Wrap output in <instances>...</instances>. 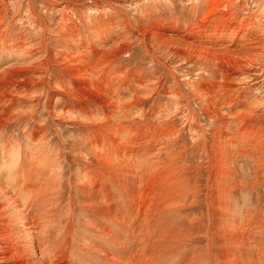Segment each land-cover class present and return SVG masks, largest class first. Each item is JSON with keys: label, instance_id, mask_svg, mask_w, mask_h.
Masks as SVG:
<instances>
[{"label": "bare ground", "instance_id": "1", "mask_svg": "<svg viewBox=\"0 0 264 264\" xmlns=\"http://www.w3.org/2000/svg\"><path fill=\"white\" fill-rule=\"evenodd\" d=\"M42 1L47 4L51 0ZM27 3L36 16L32 1L29 0ZM232 3V0H213V8L208 9L207 21L210 23L209 18L216 15L215 21H218V26L212 30H204L205 26H203L204 29L201 27L203 31L201 29L185 30L183 37L186 41L179 40L181 43H187L189 40H191L190 43L195 40H206V42L209 40L211 42L202 45V42L197 41L202 43L198 46L204 47L194 53H191L187 46L186 48L183 46V50L186 58L191 54L196 55L202 61L219 67L218 74L222 77L220 83L215 84L214 82L211 85L212 83L208 84L205 81L199 87L201 89V103L206 104L205 109L202 107L204 113L210 119L217 117L221 121L222 118H225L224 113H221L225 104L220 102L221 109L218 105L220 99L223 103H228L232 107V111L234 106L238 107L239 100L235 101L232 97L234 94L226 98L225 92H232L234 89L236 90V87L238 88V84L236 86V83L230 79H234L238 72L244 73L252 70L257 58L264 52V34L256 38L255 34L252 33L253 30L257 31L264 28V24H262L264 16H261L260 12L250 13L251 15L238 20L240 16L237 18V15L245 5L234 7L235 4L231 6ZM64 4L59 5L62 6V10L67 9ZM11 6L12 4L8 0H0V264H264V204L256 218L248 214L243 217L236 215L237 208L235 210L234 203L230 199L233 196H228L230 197L229 200L225 196L226 189L227 192H230L234 188L233 186L232 188H225L227 185L226 178L231 176L233 171L230 170L229 173L226 166V161L230 160L231 157H228V153L224 152L222 139L225 138L222 135L224 131L218 129L216 134L213 132V144H210L212 145L211 150H213L211 157L208 143L210 130L201 124L200 116L192 109V103L195 99L188 97L178 85L176 92L172 93L178 102H185L182 103L185 105L184 108L189 111L187 118L194 120L192 128L200 136L202 145L198 144L202 154L208 157L209 161L205 159L209 162L210 168L206 194L198 185L202 184L204 180L192 187L187 179L190 175L187 178L184 177V175L190 174V167L187 165L190 157L187 158L184 153L178 152L179 149L177 150L178 147H176L178 146V138L175 139L176 142L173 138L174 131L170 130L172 126L169 129L168 126L160 125L161 123L158 124L160 126H156V123V125L147 127L146 125L150 122L144 121L145 125L142 127L136 125L137 120L142 121L146 117L145 115H148L149 110L148 112L145 111V105L149 103L152 96V93L148 94L151 83L145 86L141 83L143 79L135 76H125L122 78V83H117L113 79V71L107 67L103 68V63L106 60L102 62L103 58L99 59L101 61L100 66H96V59H93V63L89 64V58L86 57L88 53L86 54V52H94L95 42L89 45L85 42L83 47L80 46L79 43L81 42L77 38L79 31H77L75 23L72 22L71 14L69 17L68 13L64 15L66 19L64 18L63 21L71 29V37H68L67 44L68 48L72 50V54L69 55L68 53V55L74 58L72 62L75 63V67H69V62L67 65L70 70V76L69 73L68 76L74 80L71 81L72 87L69 96L75 106L64 107L61 110L62 113L59 114L55 107L49 109L47 100L49 91L46 88V81L50 72L48 75V73H43V70L48 71L49 69L50 50L45 46V39H42V43L40 42L41 47L37 48V44L32 43L33 41L29 39L28 34H18V36L14 34L13 30H15L17 22L16 19H10ZM235 8L240 12H237L236 18L233 17L234 19L231 20L232 9ZM258 10H264V0L260 1ZM64 11H62L63 14ZM76 17L74 16V18ZM126 23L129 27L130 21L127 20ZM251 28L253 29L252 32H248ZM140 32L141 45L145 52L151 53L153 49L162 51L164 47H170L173 49L172 53L175 52L174 45L178 44L177 37H179V29L175 25L163 27L152 24L148 29ZM99 36L101 39L98 37V40L100 39L101 42L107 39L112 40L105 37L102 32ZM237 36H239L238 40L235 39ZM243 37L244 39H242ZM64 44L66 45V43ZM236 48L242 49L237 50V52L234 51ZM82 49L85 50L83 55L80 54ZM42 50L44 54L39 61L36 58V56H40L37 51L42 52ZM97 50L99 49H95L96 52ZM249 51H251L250 54H253L248 55L247 52L249 53ZM51 53L53 56L52 51ZM60 54L58 53V55ZM97 54L95 55L98 56ZM95 55L93 54V57ZM151 56L152 61L157 60L159 64L164 65L173 78L179 81L177 74L165 65L166 63L164 64L159 57H155L156 55L152 54ZM93 57L91 56V58ZM214 65L212 66L214 67ZM258 67L259 76L256 77H260L264 81V59ZM133 82L140 83L138 90L134 87L136 85H133ZM262 84L263 90H261L264 91V82ZM121 89L125 90L126 94L127 91L130 93V99L126 98L127 100H125L123 98L125 93ZM245 93L247 92L245 91ZM36 94L39 95L36 96ZM161 95L164 94L160 93L159 98ZM204 95L208 98L206 102L203 99ZM33 96H36V102L40 101L42 97L44 98L43 107L56 127L59 128V124L69 123L77 124L74 127L83 126L85 130H88L85 134L82 133L81 140L83 139V141L79 143L86 148L85 153L91 154L90 157H93L94 162L96 161L97 171L95 165H84L81 169L80 166L76 165L78 169H75V174L70 180L69 203L64 202L63 197L64 184L67 182L66 177L71 171L72 162L70 163V157L65 155V151L62 154L58 149L53 151L55 147H52V142L46 141L48 132L42 134L33 130L29 133V129H27L26 136L29 141L26 145L22 141L15 140L14 136H10V132H8L12 126L17 125L22 120H31L37 116L38 104L32 106L31 103L32 107L24 105L27 101H31ZM216 96H219L217 100L215 99ZM244 108L246 109V107ZM75 111L78 115L69 120V113ZM135 112L139 113L133 117ZM157 113H159L158 109L153 114ZM96 115L102 116L101 119L98 117L99 121ZM175 115H178V111ZM258 115L257 118L260 116ZM121 117L126 118V121L127 119L131 121L120 122L118 119ZM81 118L87 120L83 121L84 119ZM153 118V120L159 119L156 115ZM162 118H164L163 115ZM242 119L244 122V118L241 117ZM29 122L27 126L30 125L31 122ZM169 122L166 121V123ZM225 123H227L226 119ZM260 127L258 130H261ZM250 129L252 128L250 127ZM257 131L256 133H258ZM251 132L253 133V131ZM225 136L229 135L226 134ZM237 137H241L240 133L239 136L236 135ZM254 138L258 139L257 136ZM256 139L255 144L258 142ZM45 141L46 143H44ZM166 141H169L167 146L165 145ZM236 146L238 147V145ZM253 146L258 148V145ZM235 147L234 149H236ZM236 151L238 152V150ZM244 151L246 152V150ZM224 153L228 155L227 160ZM188 155L191 154L188 153ZM202 196L204 201L201 210V205H196L203 200ZM234 201L236 200L234 199ZM258 229L262 230L263 233L257 234ZM197 239H204L205 244L199 247L194 245L195 248H189Z\"/></svg>", "mask_w": 264, "mask_h": 264}, {"label": "rangeland", "instance_id": "2", "mask_svg": "<svg viewBox=\"0 0 264 264\" xmlns=\"http://www.w3.org/2000/svg\"><path fill=\"white\" fill-rule=\"evenodd\" d=\"M8 1L10 4H12V6H11L12 13L10 15V19H16V22H17L16 28H15V30H13L14 34L16 36H18V34L19 35L28 34L29 39L31 41H33L32 43L37 44V46H38L37 48L41 47L42 39H45V42H46L45 46L47 48H49V50H50V54H49V56H50L49 61L50 62H48L49 69H48V71L43 70V73H48V75L50 72V76H48L47 81H46V88L49 91V97L47 99L49 109H54V107H55V109L57 110V113L59 114V113H62L61 110L64 107H67V106L70 107V105L75 106V104H73L74 103L73 100L70 99V96H69L70 95V89L72 87L71 81H74V80L71 77H69L70 76V70L68 69V65H67L70 63L72 65L69 64V67L70 66L71 67L73 66L72 68L75 67V63L72 62L74 60V58L69 56L72 54V50L70 48H68V44H67L69 41V38L71 37V34H70L71 29L67 25V23L65 21H63L64 18L66 19V16H64V15H66L68 13L69 17L72 16L71 19H72L73 24L75 23L74 25L77 26V31H79V32L81 31L80 33L77 32V38L81 42V43H79L80 46L83 47L85 42L88 45L95 42V46L93 48L94 52L93 53L91 51L86 52V54L88 53L86 57L89 58V60H88L89 64L93 63V61H94L93 59H96L95 60V64L97 63L96 66H100L101 61L104 62L106 60V62L103 63L104 65L102 64L103 68L107 67L109 70L113 71V75H114L113 79H115L117 81V83L118 82L122 83V78L125 76H128V77H132V76L134 77L135 76L136 78H141V79H143L141 83L145 84V86L150 85L149 83H151L150 91L151 90L152 91L148 92V94L152 93V96L149 100L150 104L147 103L145 105V111L148 112V110H149L148 115H145L146 117L142 121L137 120L136 125L139 127H142V125H145L144 122H148V123L150 122V124L146 125L147 127L149 125H156V123H157L156 126H160V125H163L164 127L168 126L169 129L171 128L170 126H172V128L170 130L172 132L174 131L173 132V138H174V140L175 139L177 140V138H178V140H177L178 142L175 140L178 143L177 144L178 146H176V147H178L177 150L179 149L178 152L180 151V152L184 153V156L185 157L187 156V158H188V156L190 158H192L191 160L189 158V160L187 162V165L191 168V169L189 168L190 174H186V175H184V177L186 176V178H187L190 175L189 176L190 179L189 178H187V179L189 180L190 185L192 187L197 186L198 183H200L204 180L202 183L203 185L201 183L198 185L201 186L202 191L204 192V194H206V192H207L206 188L208 186L209 171H210L209 162H208L209 160L207 159L208 157L202 154L201 147L199 146V144H201L200 143V136H199V133H197V131L192 128V125H193L192 123L194 122V120L192 118H187V114L189 113V111H187V109L184 108L185 105L183 103H185V102L184 101L178 102L174 98V95L172 93H175L177 87L180 86L183 90L182 92H184L188 97H192L193 99H195V101L192 103V109L200 116L201 124L205 125V127L210 130V131L208 130L209 134H210L208 137V139H209L208 143H209V148H210V152H211L210 153L211 157L213 156V152H212L213 150H211L212 145H210V144H213L212 143L213 142L212 136L214 135L213 132L217 133L218 129L219 130L221 129V131L223 130L225 132V133L222 132L223 134L221 133L225 137V138H222L223 144L225 145V146L223 145V148H224V152H227L229 156L227 155V153H224V155H225V158L227 156L231 157L230 160L229 159L227 160L228 157L226 158V160H227L226 166L228 167L229 173H230V170L235 172L234 174L232 172V175L227 176V178H226V180H227L226 183L229 187L227 185H225V188H232V186L234 188L230 192H227V189H226V193H227V194L225 193V196H227L226 199L230 198V197H228L230 195L233 196L230 199L234 203L233 206L235 207V210H236V208H237V210H239L238 212L236 210V215L239 217H243V216L248 214V215H252L253 218H256L259 215L260 211L262 210L261 207H263V204H264V146H263L264 145V133H263L264 132V114H263V112H264V107H263L264 106V93L263 92L264 91H262L263 90L262 89V85H263L262 82H264V81H262V79L260 77H256V76L257 75L259 76V74H258L259 73V71H258L259 67L258 66H259V64L262 63V60L264 59V54H263L264 52H262L261 55L258 57L259 59L257 58L256 63H255L252 70L250 69V71H245L244 73L238 72L237 73L238 77H237V74H235L236 76H234V79H230V80H232V82L236 83V86L238 84L239 89L236 87V90L234 89L232 92H225V94H227L226 98H229V96L231 97V95L234 94L232 97L235 99V101L239 100V102L240 101H242V102H240L241 105L238 102V107L234 106L233 111H232V107H230V105H228V103L227 104L223 103L220 99V101L218 102L219 107L220 108L222 107L220 102L223 105L225 104L222 107L223 109L221 108L223 111L224 107H225V110L223 112L221 111L222 114L224 113L223 115L225 118H222L224 121L223 120L221 121V119L219 120V118H217V117L214 119L213 118L210 119V117H208L206 115V113H204L202 107L205 109L204 106L206 104L204 105L201 103V100H200V94H201L200 90L201 89L199 87L200 85L204 84L205 81L208 84L212 83L211 85H213L214 82H215V84H217V83L219 84L221 79H222V77H220V75L218 74L219 73V67L215 66L212 63H209V64H211V65H209L207 61H204V60L202 61L201 59L197 58L196 55L191 54L190 56H187L188 58H186L184 56V50H183V46L185 48L187 46V48H189L188 50L191 51V53L192 52L194 53L197 50H200V49L202 50V48L204 47V46H198V45H201L202 43H203L202 45H205L206 43H211V42H209V40H207V42H206V40H204V41L203 40H197V41L202 42L201 44H200V42H197L196 40L194 42L192 41L193 43H190L191 40L187 41V43H185V42L181 43V41L179 42V40L186 41L184 39L185 37H183L185 30H188V29L200 30L201 29V31H203L201 28L203 26L206 27V28L203 27V29L205 28L204 30H212L218 26V21L217 22L215 21L216 15L211 16L212 17V18L210 17L211 19L209 18V20L211 21L210 23H208V21H207L208 9L213 8L212 7L213 0H98L100 2H98L97 0H95L94 2H93V0H85V1L84 0H66V1L61 0L62 2L60 0H51L47 4L45 2H43L42 0H31L32 3L34 4L33 6L35 7L34 13L37 14L36 16H35V14H33L32 10L28 7L29 5L27 2H29V0H8ZM260 1L261 0H236V1L232 0L233 3L231 4V6L234 4H235L234 7L241 6L242 4L245 6L241 11L242 13L240 11H238L237 8H235L236 10L232 9L231 20L236 18L235 14L237 12H240L239 15H237V18L240 16L238 20H242L246 16H249L252 13L256 14L257 12L258 13L260 12L261 16L262 15L264 16V12H263L264 10L263 11L258 10L259 5H260ZM59 3L60 4L67 3V4H64L67 6V7L64 6L67 9H64L65 11L62 10V8H61L62 6L60 7ZM62 11H64L65 13L63 14ZM88 11H89V13H88ZM43 14H44V16H43ZM62 14H63V16H62ZM70 14H71V16H70ZM94 14H95V16H94ZM74 16L75 17L77 16L79 18L76 17L77 18L76 19V18H74ZM44 17H45V19L47 18L46 21H45ZM59 18H60V20H59ZM73 18L76 20H74ZM88 18H89V21H88ZM90 18L91 19L93 18V19L91 20ZM127 20L130 21L129 27L126 23ZM45 22H46V24H45ZM78 24H80V25H78ZM152 24H157V25H160L163 27L175 25L179 29V37H177L178 38V41H177L178 44L174 45V51L175 52L172 53L173 49L172 48L170 49V47H164L165 50L162 49V51H158V50L156 51L155 49H153L152 50L153 52H151V53L154 56L156 55L155 57H159L164 64L166 63L165 65L169 66V68H171L177 74L178 80L180 82L176 81L173 78V76L166 70L164 65L159 64V62L157 60L152 61V59H151L152 54L145 52L144 47L141 45L142 44V42H141L142 37H141V35H139L141 33L140 31L148 29L149 26H151ZM262 24H264V20L262 21ZM106 27H107V29H106ZM252 30L253 29L251 28V29H249L248 32H252ZM44 31L46 32L45 35H44ZM100 32L104 33L105 37L111 38L112 40L109 41V39H107L104 42H101L100 41L101 37L99 36ZM252 33H253V35L255 34V37L257 38V37L264 34V28L262 30L258 29L257 31L253 30ZM94 34H95V36H94ZM236 34H237V32H236ZM112 36H115V37H112ZM98 37L100 38L99 40H98ZM238 37L239 36L235 37V39L238 40ZM244 37L242 39H244ZM67 39H68V41H67ZM116 42L118 45L115 44ZM64 43H66V45ZM123 43H124V45H123ZM120 44H122V45H120ZM150 44H151V46H153L152 43H150ZM188 44H189V46H188ZM65 46H67V47H65ZM61 48H63V50H61ZM97 48L100 51L97 50V52H96L95 49H97ZM168 49L170 52L167 51ZM240 49H242V48H236V50H234V51H237V50L240 51ZM51 51L53 52V56H52ZM84 51L85 50L82 49L80 54L83 55L82 53H85ZM37 52L40 54V56H36V58L39 60V59H41V57L43 56L44 53H43V50H42V52H40V51H37ZM58 53L59 54L61 53V54L58 55ZM68 53H69V55H68ZM250 53H251V51H249V53L247 52L248 55L253 54V53L252 54H250ZM62 54L63 55L65 54V56L67 55L66 57L64 56L65 59H64ZM93 54L94 55L97 54L98 56L95 55L93 57ZM91 56L93 58H91ZM109 56H111V57H109ZM62 57H63V59H62ZM102 58L103 59L105 58V59L103 60ZM51 59H53L54 61H52ZM99 59L100 60L102 59V60L99 61ZM110 59H111V62H110ZM112 60H114V61L112 62ZM62 62H63V65H62ZM140 62H142V64H140ZM205 63H206V66H205ZM212 65H214L215 68ZM137 66H139V67H137ZM209 67L212 71L209 69ZM216 67H218V68L216 69ZM66 69H68V70H66ZM140 71H141V73H140ZM66 72H67V74H66ZM68 73H69V76H68ZM101 73H100V75H101ZM253 73H255V74L253 75ZM61 74H62L63 78H62ZM246 74H249V75H246ZM208 78L210 79V81H207V80H209ZM153 83H154V86H152ZM175 83H177V84H175ZM131 85H132V82H131ZM133 85H136L134 87L137 90L140 87V83L136 84L133 82ZM243 85L248 86V87H246L247 89ZM155 87H158V88H155ZM57 90H60V91H57ZM121 90L123 93H125V95H123V98L125 100L130 99V93L127 91V94H126L125 90H123V89H121ZM237 90H238V93H237ZM240 90H241V93H240ZM245 91L247 93H245ZM65 92H67V93H65ZM156 92H158V93H156ZM160 93L164 94V95H161V97L159 98ZM244 94H246V95H244ZM38 95L39 94H36V96H38ZM155 95H156V98H155ZM168 95H170V96H168ZM239 95H240V97H239ZM36 96H33L32 100L27 101L26 103H24V105L27 107H29V106L32 107V106L38 104L37 105L38 106L37 116L32 118L33 120L32 119L31 120L28 119L26 121L22 120L21 122H19L17 124L18 126L17 125L12 126L8 130V132H10V136H14L15 140L22 141L25 143V145L27 144V141H29V139L26 136V134H27L26 130L27 129H29L28 130L29 133H31L33 130L36 132H41L42 134L45 132H48V135L46 136L47 137L46 141L49 140L52 142V147L53 146L55 147L53 149V151H56V149H58V150H60L61 154H62V152L65 151L64 152L65 155H68L70 157V159H69L70 163L72 162L71 163L72 168L70 169L71 171L68 173V176L66 177V180H67L66 184H64L65 190H64V197H63L64 198L63 201L66 203H69L68 199H70V195H69L68 191H70V180H71L72 176L75 174L74 173L75 169L76 168L78 169V167H76V165L80 166L79 167L80 169L84 165H86V166L95 165V167H96L95 170L97 171L96 161L94 162L93 157L92 158L90 157L91 154L88 155L87 153H85L86 148L83 145H80V143L83 141V139L81 140L82 133L85 134L88 130H85V128H83V126H80V128L74 127L77 124H69V123L59 124V128H58V126L56 127L55 124H53L52 120H50L49 115L46 113V110L43 107V103L45 102L44 98L42 97V99H40V101L36 102V98H35ZM218 98H219V96L215 97L216 100ZM203 99H205L204 101L206 102L208 98H207V96L204 95ZM173 101H174V103H173ZM28 102H29V104H28ZM31 103H32V106H31ZM168 103H169V105H168ZM50 107H53V108H50ZM151 107H152V109H151ZM159 107H161V108H159ZM244 107H246V109L248 110L247 112L245 111L246 109ZM183 108L185 109V111L183 110ZM157 109H158L159 113L153 114V113H156ZM164 109H168V110L164 111ZM180 109H182V110L180 111ZM177 111H178V115H175V114H177ZM147 112H146V114H147ZM241 112L244 114H242ZM138 113L139 112L133 113V117H136L138 115ZM234 113H235V115L237 114V117H235ZM69 114H70V115H68L69 120H71L72 118H76V116L78 115L76 113V111L73 113H69ZM154 115H156L159 119L153 120ZM162 115L164 118H162ZM257 115L261 119L257 118ZM96 116H97L98 121L102 117L101 115H96ZM244 116H246V117H244ZM241 117L244 118V122H243V119L241 120ZM121 118H122V120H121ZM121 118H119L118 120H120V122L125 123L126 118L125 119H123L124 117H121ZM245 118H246V120H245ZM81 119H84V118H81ZM225 119H226L227 123H225ZM86 120L84 119L83 121H86ZM129 120L130 119H127V121H129ZM247 120L248 121L250 120L251 124H250V121L248 122ZM28 121L31 122V123L29 122L30 123L29 126H27ZM166 121L167 122L170 121V122L166 123ZM241 121L243 122V124ZM245 121H247V122H245ZM220 122L222 123V125ZM256 122H258V123L255 125ZM224 123H225V126H224ZM236 123H237V125H236ZM158 124H160V125H158ZM238 124H240V125H238ZM247 125L248 126L250 125V126L248 127ZM146 126H144V127H146ZM256 126H257V129H256ZM244 127H246V128L248 127L247 128L248 130L245 129ZM250 127L252 129H250ZM259 127L261 128V130L259 129L260 131L258 130ZM237 129H238V131H237ZM254 129H256V130H254ZM176 130H178V131H176ZM181 130L183 131V133L181 132ZM251 131H253V133L255 132V134H258V135H256L258 139L254 138L256 136ZM256 131L258 133H256ZM177 132H179L180 134L179 133L177 134ZM239 133H240L241 137L240 138L237 137V138H239V139H237L236 135L239 136ZM17 134H20V135L16 136ZM59 134H60V136H59ZM226 134L229 136H225ZM261 134H262V136H261ZM198 136H199V139H198ZM181 138H183V139H181ZM77 139H78V141H77ZM225 139L227 140V142H225L226 141ZM249 139L251 142L249 141ZM255 139H256V141H258L256 144L254 143ZM181 140H184V141H181ZM46 141L44 143H46ZM252 141H253V144H252ZM64 142H66V143H64ZM180 142H182V143H180ZM235 143H237V144H235ZM64 144L65 145L67 144V146H65ZM166 144H169V141H166L165 145ZM234 145L235 146L238 145V147L237 146L235 147ZM253 145H258V148L256 149L257 146H253ZM187 146L189 149L187 148ZM230 146H232V147H230ZM233 146L236 149H234ZM193 149H194V151H193ZM255 149H256V151L254 152ZM236 150H238V152ZM244 150H246V152ZM262 150H263V152H261ZM185 152L187 155L185 154ZM187 152L191 155H188ZM237 153H241V154L238 155ZM231 154H233V155H231ZM78 155H80V156H78ZM82 155H84V156H82ZM201 157H202V159H201ZM236 158H239V159H236ZM203 159H204V161H203ZM205 159H207L208 161ZM209 159H211V158H209ZM229 162H231V163H229ZM87 163H89V164H87ZM206 166H207V168H206ZM199 168H203V169H199ZM71 172H72V174H71ZM193 178H195L197 182ZM191 179H193V180H191ZM229 179H230V181H229ZM191 181H193V182H191ZM202 199L203 200L199 201V204L196 205V206L201 205V210L203 209V206H202L203 201H204L203 196H202ZM234 199L236 201H234ZM237 199H238V201H237ZM236 202H238V203H236ZM189 203H191V201H189ZM235 203H236V205H235ZM235 210H234V212H235ZM252 227H254L253 224H252ZM260 233L262 234L263 231L258 229L257 234H260ZM204 244H205L204 239H202V240L197 239L196 242L192 243L189 248H192V247L195 248L194 245L195 246L197 245L198 247L203 246Z\"/></svg>", "mask_w": 264, "mask_h": 264}]
</instances>
